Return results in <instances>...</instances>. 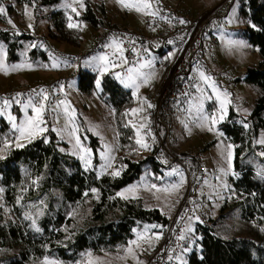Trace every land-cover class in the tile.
I'll return each instance as SVG.
<instances>
[{"label":"trees","instance_id":"16d2710c","mask_svg":"<svg viewBox=\"0 0 264 264\" xmlns=\"http://www.w3.org/2000/svg\"><path fill=\"white\" fill-rule=\"evenodd\" d=\"M14 1L29 6L35 15L43 16L47 8L63 2ZM235 2L239 6L238 37L248 41L260 57V64L248 66L243 78L238 81L253 85L257 98L254 109L246 118L232 109L228 118L219 124L224 137L234 146V171L238 176L230 175V188L224 192L218 216L207 214L211 206L207 212L196 215L199 221L196 220L191 234L195 242L194 250L188 254L186 264H264V245L242 235L241 227L229 225L230 221L236 220L249 229H264V179L257 175L262 169L252 163L258 151L264 150L262 145H258L264 131V0L232 1ZM0 5L15 10L14 3H9V0H0ZM70 14L81 25L80 29L67 26ZM106 17L103 5L94 8L90 2L85 3L79 16L71 9L56 10L48 15L50 24L44 39L79 49L84 42L83 25L99 31L105 22H114L106 20ZM0 41L7 46L9 58L13 61H20L26 55L28 58L23 59L35 68L48 70L51 67L48 51L32 47L34 38L31 34L0 30ZM170 52L173 50L162 51L159 55L168 57ZM163 62L165 73L171 66L172 58H165ZM113 70L99 77L95 72L82 69L78 76L79 92L87 96L98 95L107 117L111 112L117 131V156L105 174L100 176L95 171H86L81 161L67 152L68 145L57 131H53L54 123L48 112L43 125L48 131L41 138L25 144L23 148H16L13 144L10 150L0 153L6 157L0 160V188L4 189L0 194V205L3 206L0 207V264H41L46 256L63 264H84L89 252L93 255L117 252L133 238L134 230L144 224L162 226L152 228L163 232L155 247L164 240L171 220L160 209L149 208L142 197L122 199L118 195L145 173H161L163 163L156 155L158 145H154L147 156L141 155L135 142L136 131L129 123L133 115H125L135 108L136 99L113 75ZM117 71L123 72V69ZM97 79L100 80L99 89L96 87ZM7 99L13 100L10 97ZM17 108H14L15 112ZM214 109L212 104L211 110ZM81 128L86 131L91 146L97 152L100 146L98 137L87 131L83 122ZM16 136L10 123L0 117V148H3L4 140L11 142ZM190 156L195 166L192 169L196 171L200 162L194 155ZM124 165L126 167H123L120 176L111 175ZM33 180L37 183L33 184ZM93 188L97 189V193L91 191ZM86 192L87 196L84 195ZM17 197L23 199L18 201ZM26 212H31L36 218L41 232H35L31 222L24 219ZM39 212L43 215H38ZM184 243L185 240L182 245ZM155 247L150 264H154ZM179 255L180 250L172 254L174 264Z\"/></svg>","mask_w":264,"mask_h":264},{"label":"rangeland","instance_id":"374dc122","mask_svg":"<svg viewBox=\"0 0 264 264\" xmlns=\"http://www.w3.org/2000/svg\"><path fill=\"white\" fill-rule=\"evenodd\" d=\"M232 1L233 0H155L156 5H163L170 9H184L195 18H197L199 15L204 16V12L207 14L212 12L217 13L219 11L222 12L232 4L226 17L223 19L217 18L212 23V36L207 35L205 37V42L202 46V49L198 53V63L193 65L191 68L190 75L197 81V84L201 89H203V92L197 91L196 89L195 98L191 101L192 104L190 103L186 114H182V110H179L178 108L176 109V112L178 113L180 111L182 116L176 118L175 120H178H174L173 123V136L171 139L172 146L183 154L194 155L197 157L200 165L204 169L205 178L201 180V176L199 174H195V178L192 181L193 186L191 187L186 169L177 161L171 160L168 158V155H165L164 157L157 156L163 163L161 173L149 171L145 173L144 176L135 184L127 187H135L137 189L134 194L135 198H144L147 201L149 208L160 209L162 213L171 221H173L177 216L178 210L189 191H191L192 198H200L202 196H207L209 198L211 209L210 211L207 210L208 212L206 211L207 214L212 215V217H216L220 214V209L224 201V192L226 190L223 187V184H228L229 177L231 175L229 174L228 176H224L220 169L228 168L227 162L224 159V155L226 154L225 150L227 149V145L231 143L224 137V135H217V131L221 132L219 129V124L228 118L232 109L242 118H246L252 112L255 106L257 98L256 88L253 85L240 82L238 80L243 78L248 66H258L260 64V57L258 52L254 50L248 41L238 37L237 30L240 27V22L238 19L239 6L237 2L232 3ZM71 2L72 0H63V2H61L59 5L47 8L45 10L46 14L43 16L42 14L35 15L33 9L27 5L17 4L14 0H9V3H14L15 10L13 9V11H11L5 7L7 9V16L0 15V30L8 29L18 31L19 33L31 34V36L34 38V48H41L43 51H48L51 67L48 68V70H40L39 68H35L28 60L23 59L28 58L26 55H24L20 61H13L9 58L7 46L0 41V45H2L7 51V58L4 60V65L8 69V74H5L3 70H0L1 92L8 90H22L30 86L34 80L49 81L60 76H68L72 72L70 69L61 68V59L58 58L57 54L49 48V45L58 52H79L87 47L95 31L88 25H83L84 42L82 47L79 49H74L67 45L57 44L50 40L44 39V37H46V30L50 24L48 15L56 10L67 9L64 6L65 3ZM86 2L92 3L94 8L103 5L106 11V20L126 22L131 26V28H136V20H143L142 17L138 18L137 14H141L143 17L149 16L144 15L143 13H138L135 10L129 11L128 9L122 7L121 4L117 3V0H84V4ZM135 2L136 0H125V3ZM150 3L152 4L151 10L153 11V3L151 0ZM26 6L27 9L33 13L31 19H29V17L26 15ZM74 6L79 9L78 11L80 13L84 10L80 9L79 5ZM101 15L103 14L101 13ZM9 19H11L15 27L8 23ZM29 24L32 25L31 28L29 27ZM212 38H215L216 42H213ZM230 40L242 41L246 47L240 48L236 46H230ZM150 53L151 57L149 60H153L154 58V67L158 60L163 61V59L167 57L166 55L160 56L157 53H153L152 49H150ZM102 55L94 56L84 60L82 63V68L95 72L99 77H101L100 73L95 67L98 61H94L92 64H87L86 61H93V58L100 57ZM174 56L171 58L174 59ZM54 62L58 64V67H52ZM14 65H23L24 67L13 70ZM27 65H31V68L27 67ZM145 69L146 72L155 71L157 75L150 84L141 86L138 93H136L134 87H125L123 83L122 85L126 89L130 90L135 96V108H144L143 112L133 116L132 123H135L137 127H139L141 123L146 124L147 127L141 129V135L145 136L147 143L150 145L152 144L153 146L158 145L160 148V144L156 139L157 135L151 131V110L153 107L147 108V106L142 105L140 101L141 98L146 97L147 100L152 104L151 100L157 99L156 96L160 94L161 87L163 85L164 73H162V71L155 70L154 68ZM112 70L113 69L110 68V70L106 73H110ZM113 71H115L113 75L116 78L117 73H120L123 76L122 71ZM141 71L143 72V69H141ZM199 71H204L206 75L210 76L216 82L217 88L221 93L227 91L231 101L227 105V116L223 121L216 125V131L213 132H209L206 128L202 129L197 126L198 116L203 114L211 115L220 108L219 101L216 99V93L213 92L209 84L200 79ZM227 76L232 77L233 81L227 83L224 78ZM118 80L121 82L120 79ZM78 83L79 79L77 77L67 83L63 88L65 101L69 105V111L74 110V119H72L71 122H69V117L64 112L63 105H61L59 108H56V105L49 106L47 103L48 107L46 113L48 112L50 114L51 120L54 123L53 128H55L56 131L60 133L59 136H61L63 141L67 143V152L71 156L79 159V150L74 147L75 137L78 136L84 147L91 150V167H89L86 171H95L101 176V168L106 163V160L102 158V155L105 157L108 155L114 157L112 166L115 162L118 142L117 131L112 120L111 112L109 113V117H107L108 115L107 112H105V107L100 102L98 95H82L78 90ZM208 96H211L212 99H207L206 97ZM178 100L179 98H177V101ZM201 103H203V112L198 111ZM212 104L215 105L214 111L211 110ZM14 105L18 106V110H16V112L14 111ZM0 109H4V106L2 107L0 105ZM9 113L17 117V123H21L24 120V114L20 104H17L14 101L11 106L5 110V114L0 115V117H4L8 123H10L8 120ZM29 114H33L31 109H29ZM81 122H83L87 131L98 137L100 146L98 147L97 152L95 151L94 147L91 146V140L86 134V131L83 128L80 129ZM73 128L78 129V131H76L74 135H70ZM80 131H82L81 134ZM160 133H162V130H160ZM42 136H37L32 141L37 140ZM152 137H155V140H153ZM261 138H264V131L261 132L260 139ZM21 143L27 144L28 142L24 140L21 141ZM258 145L261 144L258 143ZM262 146L264 147V145ZM109 149H111L110 153ZM139 151L143 157L147 156L149 153V150H145L140 147ZM74 152L77 154H73ZM262 152H264V150ZM260 153L261 151H258L257 156L252 158V163L264 170V156H261ZM80 161L82 163V167L85 169L84 162L82 160ZM232 165L233 170H235L234 159L232 161ZM194 167V162L191 160V165H189V168ZM174 168H178L184 177V182L178 192L169 194L165 192H157L156 189L151 188V185H156V188L163 189L169 187L172 184L180 183L179 174L169 175V173L173 172ZM108 169L105 171V173L108 171ZM127 188H124L120 192L125 191ZM126 195H128L130 199L133 198V194L131 193H126ZM157 196H159V199L156 198ZM195 218L196 216L193 218V220L191 218L189 221V225H191L192 228H194L196 223ZM146 225L150 226V224H144L141 228L135 229L133 238L130 239L127 244L123 245L117 252H104L96 255L92 254L95 264H138V262L139 264H150V257L152 256L155 243L158 241L154 239V236L155 234L160 233L163 237V232L159 230H153L151 227H149L147 232H145ZM229 225L233 228L241 227V229H243L241 231L242 235L250 237L254 241L264 245V231H262L263 228L249 229L246 225L242 226L236 220L230 221ZM185 229L183 231V235L186 236L185 243L180 248V257L176 260V264H186L188 254L192 253L194 250L195 242L191 236L192 232H185ZM138 234L144 235L145 239H138ZM149 238H152L151 246H149V243L147 242ZM134 240L137 241L139 247L131 243V241ZM129 248L132 249L131 253L127 251ZM185 248L190 249V251H184ZM59 262L60 264H63L61 261Z\"/></svg>","mask_w":264,"mask_h":264},{"label":"built area","instance_id":"2783aa9c","mask_svg":"<svg viewBox=\"0 0 264 264\" xmlns=\"http://www.w3.org/2000/svg\"><path fill=\"white\" fill-rule=\"evenodd\" d=\"M151 2L153 3V11L159 10L157 15L143 17L141 14H137L138 18H143V23L139 26L136 20V28H131L126 22L114 21L112 24L105 22L104 27L99 31H95L92 35L87 47L79 52H58L49 45V48L61 59V68L70 69L72 72L68 76H60L49 81L34 80L30 86L22 90L0 91V105L3 107V98H14L18 93L22 94L20 97L21 103H27V97L32 94V90L41 88L47 90L49 96L47 103L50 106L58 104L59 101L65 99L63 91L60 90V85L65 86L79 76L83 69L82 63L84 60L106 54L114 63L120 65L119 54L112 55L113 49L106 47L112 42L113 38L122 42L123 56L130 65H136L142 60H149L151 57L150 49L157 54L172 49L175 56L172 59L171 66L164 73L160 94L156 96L157 99L151 100L154 106L151 110V131L157 135L156 139L160 144L156 155L158 157L168 155L169 159L181 164L187 171L192 187L195 174H199L201 180L205 178L204 169L200 165L196 172L193 171L192 168H189L191 156L181 153L172 146L173 115L177 108L185 111L189 102L194 98L197 81L190 75L191 68L198 63V53L202 49L205 37L207 35L212 36V23L217 18L223 19L226 17L231 5L222 12L208 14L204 12L205 17L199 15L195 18L184 9H170L163 5H156L155 0H151ZM161 17L167 19H161ZM180 19L187 21V23L180 24ZM170 40L173 43H168ZM212 41L216 42V39L212 38ZM112 69L117 70L120 68L114 67ZM154 69L163 73L164 62L158 60ZM224 78L227 83L233 81L232 77L227 76ZM177 98H179L178 101ZM160 130H162V134ZM152 148L153 145L151 144L150 150ZM210 206V200L207 196L192 198L191 191L187 193L177 216L167 228L164 240L155 247L152 258L154 264H174L172 258L169 259V257H172L174 253H178L182 245V240H178L177 237L183 235L184 229L189 226L190 218H194L199 210L206 212L210 209Z\"/></svg>","mask_w":264,"mask_h":264},{"label":"snow or ice","instance_id":"6c2138e0","mask_svg":"<svg viewBox=\"0 0 264 264\" xmlns=\"http://www.w3.org/2000/svg\"><path fill=\"white\" fill-rule=\"evenodd\" d=\"M117 3L121 4L122 7L128 9L129 11L135 10L136 12L143 13L144 15L156 16L158 11H159L158 9L156 11L151 10L152 4L150 3V0H136L135 3H125V0H117ZM74 5H79L80 9H84V7H85L84 0H72L71 3H65V5H64L65 8L71 9L72 13H75L76 16H79L80 12L78 11L77 7ZM0 15L7 16V9L5 7H3L2 5H0ZM26 15L29 17V19H31L32 15H33V13L27 9V6H26ZM161 19H167V18L161 17ZM68 21H69V23L67 26L69 28L80 29L81 25L73 20V17L71 14L68 16ZM229 22H232V21H229ZM8 23L11 24L13 27H15V25L13 24L11 19L8 20ZM169 23H170V21H169ZM179 23L180 24H186L187 21L180 19ZM252 26L256 27L255 25H252ZM29 27L31 28L32 25L29 24ZM153 31H155V29H153ZM181 39H182V37H181ZM133 43H134V41H133ZM168 43L171 44L173 42L170 40V41H168ZM229 45L240 47V48L246 47V45L242 41H231L230 40ZM32 47H35V45H32ZM106 47L113 49L112 55L115 56V55L119 54V57H120V60L122 61V63L126 64L128 62L127 59L123 56L124 49L122 47V42L113 38L112 42L110 44L106 45ZM174 55H175V53H169V55H168V57H166V59H171V57ZM6 58H7V51L5 50V48L2 45H0V70H3L5 72V74H8V69L4 65V60ZM94 61H98V63H96V65H95V67L101 76H103L104 73L108 72L110 70V68L121 66V65H117L116 63H114L108 55H102L100 57H95V58H93V61H86V63L92 64ZM20 67H24V66L23 65H14L13 70L20 68ZM27 67L31 68V65H27ZM52 67L56 68V67H58V64L54 62L52 64ZM145 68H148V69L154 68V58H153V60H148L145 63L139 64L138 68H135V67L128 68L127 69V72H128L127 78H123L122 74L117 73L116 74L117 79H120L121 83H123L125 85V87H134L136 90V93H138L141 86L150 84L151 81L157 75V73L155 71H149L146 73L142 72L141 69H145ZM199 77L202 81L209 84V86L212 88L213 92L216 93V99L219 101L220 108L216 112L212 113L211 115L203 114L201 116H198L197 126L202 128V129L206 128L207 131H209V132H213V131H216V125L218 123H220L221 121H223L225 119V117L227 116V105L231 102L229 99V93H227V91L221 93L219 91V89L217 88L216 82L210 76L206 75V73L204 71H199ZM96 87L98 89L100 88V80L99 79L96 80ZM63 88H64V86L60 85L61 91H63ZM196 89H197V91L203 92V89H201L198 84L196 85ZM136 93H134V94H136ZM21 96H22V94L18 93L17 96L13 98V100H9L7 98L2 99V104L4 106V109H0V115H4L5 110L7 108H9L14 101L17 104H20V106L23 110L24 120L21 123H17V117L14 115H11L10 113L8 114V120L11 123L12 129L16 133H18V135L11 142H9L8 140H4L3 141V148H0V153H3L5 151L10 150L13 147V144L15 145L16 148H23V147H25V144L21 143V141L26 140L28 143H31L35 137L42 136L43 133L48 131V128L43 126L46 124L45 113L47 111V107H48L47 102L49 100L47 90L43 89V88H41L39 90L33 89L32 94H30L27 97V103H21V99H20ZM37 97L39 99H36ZM206 98L212 99L211 96H208ZM140 102L142 105H146L147 108L154 107L147 100L146 97L141 98ZM61 105L64 106V112L68 115L69 122H71V120L74 119V110L69 111V105L65 100L59 101V103L56 104L55 107L59 108ZM29 109H31V112L33 113L32 115L29 114ZM143 111H144L143 107L133 108L130 110V113L126 112L125 115L131 114L133 116H136L137 114H139ZM198 111L203 112V103L200 104ZM129 123L132 125V127L134 129H136V137H137L136 141H135L136 144L139 145V147L142 149L150 150L151 145L149 143H147L145 136L141 135V129L147 127V125L144 123H141L139 125V127H137V125L135 123H132V121H129ZM244 127L247 128L248 124L245 123ZM53 131H56V129L54 128ZM76 131H78V129L73 128L70 135H74ZM57 134L59 135L60 133L58 132ZM217 135L223 136L224 133L217 131ZM152 139L155 140V137H152ZM258 143L261 145H264V138H261L258 141ZM74 147L79 150V159L84 162L85 170H87L89 167H91V150L84 147V145L81 143L80 138L78 136L75 137ZM61 151H63V149H61ZM110 152H111V149H109V153ZM225 152H226V154L224 155V159L227 162L228 168L227 169L221 168L220 171L223 173L224 176H228L229 174H231L233 176H238V173H236L233 170V165H232V161L234 159V146L231 144L227 145V149L225 150ZM73 154H77V153L74 152ZM260 155L264 156V152H261ZM5 158L6 157L3 154H0V160L5 159ZM102 158L106 160V163L101 168V175H103L108 168L112 167V161H113L114 157L111 155H108L106 157L102 155ZM165 163H166V161H165ZM123 167H126V165L122 166L119 170L113 171L111 173V175L113 177L120 176L121 171L123 170ZM173 174H179L180 175V183L172 184L169 187L163 188V189L156 188V185H151V188L156 189L157 192H165V193H169V194L178 192L180 187L182 186V184L184 182V177L178 168H174L173 172L169 173V175H173ZM257 175H259L262 179H264V170H262L261 172H258ZM32 183L36 184L37 181L33 180ZM223 187L225 189L230 188V186L227 183H224ZM3 191H4V189L0 188V194H2ZM91 191L93 193H97V189H95V188H93ZM136 191H137V189L135 187L127 188V189H125V191L118 193V195L122 199H128L129 197H128V195H126V193H131V194H133V198H135L134 194ZM84 195L87 196L88 193L86 192V193H84ZM97 198H98V194H97ZM156 198L159 199V196H157ZM21 199H23V197H17L18 201ZM0 207H3V206L0 205ZM38 215H43V212H39ZM24 219L31 222V227L33 228V230L35 232L39 233L42 231L41 228L37 226L36 218L31 214V212H26L24 214ZM195 219L197 221H199V217H196ZM149 227H151V228H162V226L158 225V224H153L150 226L146 225L145 226V232H147V229ZM193 231H194V229L191 227V225H189L185 229V232H188V233H191ZM262 231H264V229H262ZM161 238H162V234H160V233L155 234V236H154V239H156V240H159ZM138 239L143 240V239H145V236L142 234H138ZM151 239L152 238H149L147 241L149 243V246H151ZM177 239L178 240H185L186 236L185 235H179L177 237ZM131 243L133 245H136L137 247H139V245L137 244V241L134 240V241H131ZM127 251L129 253H131L132 249L129 248V249H127ZM184 251H190V249L185 248ZM86 255H87V260L84 262V264H95V261L92 258V253L89 252ZM169 259H171V257H169ZM42 264H60V262L56 259H53V258L46 256V257H44ZM138 264H139V262H138Z\"/></svg>","mask_w":264,"mask_h":264},{"label":"crops","instance_id":"0c3cea01","mask_svg":"<svg viewBox=\"0 0 264 264\" xmlns=\"http://www.w3.org/2000/svg\"><path fill=\"white\" fill-rule=\"evenodd\" d=\"M137 23H139V26H140V25L143 23V21L138 20ZM146 61H148V60H142V61H139V63L136 64V65H130L128 62L125 64V63H122V61H121V62H120V65H121V66H119V68H120V69H123V77H124V78H127V76H128L127 69H128V68H130V67L138 68L139 64H141V63H145ZM143 72H146V69H143ZM194 98H195V96H194ZM194 98H193V99H194ZM193 99H192V100H193ZM192 100H191V101H192ZM191 101L189 102L188 107H189ZM191 104H192V103H191ZM16 106H17V105H15L14 107H16ZM187 109H188V108H187ZM187 109H186L185 111H183L182 114H186V113H187ZM176 116H177V117H176ZM179 116H182L181 113H180V111H179L178 113L176 112V113L173 115V123H174V120H175L176 118H179ZM177 120H178V119H177ZM177 120H175V121H177ZM202 213H205V212H202V211L199 210V212H197L196 215H198V214H202ZM192 220H193V219H192Z\"/></svg>","mask_w":264,"mask_h":264}]
</instances>
